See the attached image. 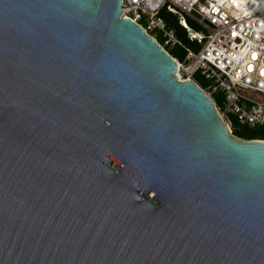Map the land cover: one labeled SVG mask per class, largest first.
I'll list each match as a JSON object with an SVG mask.
<instances>
[{"label": "water", "instance_id": "1", "mask_svg": "<svg viewBox=\"0 0 264 264\" xmlns=\"http://www.w3.org/2000/svg\"><path fill=\"white\" fill-rule=\"evenodd\" d=\"M121 0H0V264H264V141Z\"/></svg>", "mask_w": 264, "mask_h": 264}, {"label": "built area", "instance_id": "2", "mask_svg": "<svg viewBox=\"0 0 264 264\" xmlns=\"http://www.w3.org/2000/svg\"><path fill=\"white\" fill-rule=\"evenodd\" d=\"M121 5L120 18L138 26L169 57V49H182V62L171 57L178 72L187 75L182 80L193 81L199 73L209 82L201 89L193 81L210 98L220 119L225 117L222 122L232 136L243 129H264V0H121ZM163 10L177 19L196 49L177 39L160 17ZM218 92L221 108L212 100ZM228 116L235 118L236 127Z\"/></svg>", "mask_w": 264, "mask_h": 264}, {"label": "trees", "instance_id": "3", "mask_svg": "<svg viewBox=\"0 0 264 264\" xmlns=\"http://www.w3.org/2000/svg\"><path fill=\"white\" fill-rule=\"evenodd\" d=\"M160 17L164 19V21L166 22L167 26L170 29L174 30L175 36L183 45H185L186 47L193 48V49L197 48L196 44L189 41V39L186 36L185 30L177 23V19L174 16L170 15L169 13L163 10L160 12ZM168 53L173 59L179 62H182L184 59V53L182 49H180L179 47H173L169 49ZM192 79L195 83H197V85L201 89H204L209 85V82L205 80L203 77H201L199 73H195ZM212 100L218 108L222 107L223 97L221 93L218 92V93L212 94ZM227 118L231 122V124L234 127H236L235 118L232 116H228ZM233 135L240 139H244V140H252V139L264 140V129H260L258 131H249V130L243 129L241 130V132L233 133Z\"/></svg>", "mask_w": 264, "mask_h": 264}, {"label": "rangeland", "instance_id": "4", "mask_svg": "<svg viewBox=\"0 0 264 264\" xmlns=\"http://www.w3.org/2000/svg\"><path fill=\"white\" fill-rule=\"evenodd\" d=\"M156 38H157L156 40H157L158 42L161 41V36H160V35H158ZM177 74H178V75L180 74V75H179L180 78H184V79H185V78L187 77V75H186L185 73H183L182 71H179ZM206 93H207V92H206ZM222 120L225 121V120H226L225 117H223ZM230 130L232 131L233 128L231 127ZM232 132H233V131H232ZM234 137H235V136H234ZM237 138H238V137H237Z\"/></svg>", "mask_w": 264, "mask_h": 264}, {"label": "bare ground", "instance_id": "5", "mask_svg": "<svg viewBox=\"0 0 264 264\" xmlns=\"http://www.w3.org/2000/svg\"><path fill=\"white\" fill-rule=\"evenodd\" d=\"M178 67H179V66H178ZM177 73H178V71H177ZM177 73H176V75H177L178 79H179V80H182V78L179 77L180 74L178 75Z\"/></svg>", "mask_w": 264, "mask_h": 264}]
</instances>
